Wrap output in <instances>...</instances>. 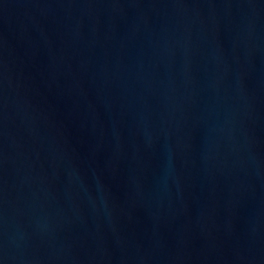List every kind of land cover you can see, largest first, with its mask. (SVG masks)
Instances as JSON below:
<instances>
[{"label": "water", "instance_id": "1", "mask_svg": "<svg viewBox=\"0 0 264 264\" xmlns=\"http://www.w3.org/2000/svg\"><path fill=\"white\" fill-rule=\"evenodd\" d=\"M0 264H264V0H0Z\"/></svg>", "mask_w": 264, "mask_h": 264}]
</instances>
